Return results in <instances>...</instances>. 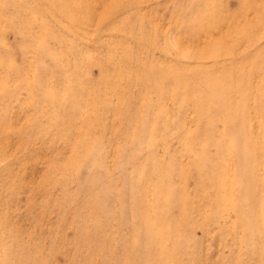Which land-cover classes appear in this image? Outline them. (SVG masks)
Segmentation results:
<instances>
[{
	"label": "rangeland",
	"instance_id": "374dc122",
	"mask_svg": "<svg viewBox=\"0 0 264 264\" xmlns=\"http://www.w3.org/2000/svg\"><path fill=\"white\" fill-rule=\"evenodd\" d=\"M0 264H264V0H0Z\"/></svg>",
	"mask_w": 264,
	"mask_h": 264
}]
</instances>
